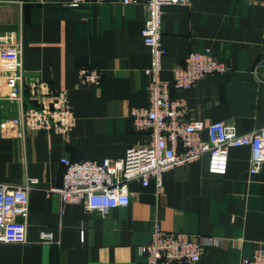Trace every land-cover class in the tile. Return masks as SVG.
<instances>
[{
    "label": "crops",
    "instance_id": "0c3cea01",
    "mask_svg": "<svg viewBox=\"0 0 264 264\" xmlns=\"http://www.w3.org/2000/svg\"><path fill=\"white\" fill-rule=\"evenodd\" d=\"M68 1L0 0V60L4 48H17L26 83L45 81L64 91L76 118L68 133L22 132L3 122L16 112L0 99V183L38 181L30 189L27 241H0V264H147L140 247L156 225L213 239L196 264H240L264 246V166L250 173L248 146L230 149L226 173H212L207 155L166 172L161 193L154 178L148 185L130 181V204L107 213L48 193L62 183V158H120L149 142L130 118L133 106L148 103L147 5L86 0L71 7ZM162 44L163 79L193 51L212 49L229 67L185 91L189 119L224 121L237 134L264 126L263 1L167 6ZM94 68L99 82H83L80 71ZM202 134L208 138L207 130ZM43 230L53 233V243L41 242Z\"/></svg>",
    "mask_w": 264,
    "mask_h": 264
},
{
    "label": "built area",
    "instance_id": "2783aa9c",
    "mask_svg": "<svg viewBox=\"0 0 264 264\" xmlns=\"http://www.w3.org/2000/svg\"><path fill=\"white\" fill-rule=\"evenodd\" d=\"M86 0H70L67 6L79 7ZM107 1V0H99ZM263 1L264 0H255ZM126 4H145L149 14L142 28L144 42L152 53L147 69L148 103L133 106L130 118L134 128L149 135V142L134 145L120 158L102 160H72L62 158V183L50 187L48 193L57 194L63 204L84 203L89 210L107 213L110 209L129 205L130 181L140 180L148 185L156 179L158 192L163 191V175L179 166L194 162L204 155L209 159L212 173H226L229 151L233 147L248 146L252 150L249 171L258 173L264 166V126L237 134L229 131L224 121L206 123L189 119V105L185 91L207 75L224 73L229 67L212 49L191 52L172 69L170 79L162 78L165 49L162 44V20L167 6L186 5L190 0H123ZM0 60V99H5L16 113L3 122L19 131L36 132L41 129L68 133L75 125V114L64 91H55L45 81L26 83L22 58L17 48H4ZM83 82L98 83L97 69H82ZM28 89V90H27ZM27 93L29 95H27ZM34 98L37 102L28 100ZM207 130L208 138L203 137ZM37 179L28 178L24 184L0 183V241L24 243L27 241V217L30 210V189ZM54 235L43 230L41 242L51 244ZM186 231H169L156 225L148 243L140 247L147 264H196L202 256L205 243ZM240 264H264V246L252 255L243 256Z\"/></svg>",
    "mask_w": 264,
    "mask_h": 264
}]
</instances>
